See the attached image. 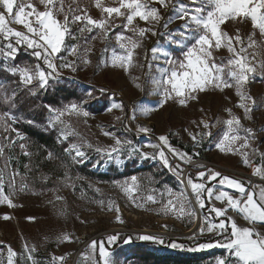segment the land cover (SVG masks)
Returning <instances> with one entry per match:
<instances>
[{"label": "rangeland", "instance_id": "1", "mask_svg": "<svg viewBox=\"0 0 264 264\" xmlns=\"http://www.w3.org/2000/svg\"><path fill=\"white\" fill-rule=\"evenodd\" d=\"M32 2L36 4L39 10H44L39 0H32ZM181 2L187 4L189 0H181ZM103 3L105 6H118L117 0H103ZM69 8L77 10L75 14H82L86 10L87 14L94 19H100L107 15L102 14L101 9L95 7L94 0H64V10L67 12ZM172 14L171 7L167 11L162 10L165 20ZM58 18L62 20L63 15L61 14ZM123 22L122 18L112 20L115 25H122ZM138 23L140 27H149L143 21ZM181 23L182 21L176 20L170 25V28L175 30ZM221 28L231 36H235L236 30L239 29V35L244 46L248 44L249 34L254 31V38L258 42L264 41L259 30L253 29L250 20L241 21L239 18L235 21L227 20L225 24L221 25ZM16 29L24 30L21 25H16ZM157 30L159 33L165 31L163 27H158ZM73 31L79 35L76 32V25H73ZM116 33H123L125 36L135 38L131 31L117 27L114 31L109 32L106 40H102L99 29H94L91 33L85 32L79 41L67 40L69 45L79 44L81 56L84 55L83 50L85 48L92 47L93 51L89 55L92 63L83 65L77 61L79 70L75 73L69 69H60L59 81H50L49 86L45 89H40L35 81L32 85H23L18 74L12 75L5 71L8 66L34 67L40 63L43 67V61H37L32 55V50L27 49L26 46H17L18 51L14 58H5L3 54H0V86H2L0 87V117H4L5 114L16 117V122L7 119L0 120V144L9 145V141L5 140V137H11L15 141L14 145L6 147L5 155L0 157V170L4 171L3 192L16 205L9 207L7 203L0 204V261H3V264H7L8 246L17 253L13 258V264H32L31 261L27 260L28 253L24 250L25 245H28L29 248L35 246L36 251L32 253V256L36 264H53V257H64L63 261H55L54 264H70L67 259L69 255L75 254L77 249L84 244H87L88 248L76 256L74 264H94V261H99V252L97 249L93 253L92 249L89 248L92 240L104 241L106 248L114 254L116 264H141L139 255L145 250L153 251L160 256L171 255V259L177 264H215L217 257L227 254L223 248L187 251L186 248L196 245L190 246V244L179 241L177 243L184 244L185 249L168 247V243L171 242L168 241L169 238L188 240V237L193 235V233L185 234V230L193 224V221L189 222L188 218L178 219L171 213L165 215L159 211L161 204L146 202V197L153 195L160 200V194L165 192L163 200L166 202L170 198L166 194V188H171L174 193L184 191L180 178L164 167L158 156L157 159L153 160L151 158L141 159L138 155L129 157L127 153H122L119 164L115 159L102 158L95 151V148H106L114 145V139L103 134L105 131L114 133L116 137L122 140L131 139L137 148H142L143 151L149 153H154V150L144 147V145L159 143L157 140L159 135H168L169 143L178 151L188 154L199 152V156H194L193 164L189 166V164L173 157L167 148L164 149L173 166L178 163L183 169L189 166L186 177L191 175L194 181H196L198 171L212 168L221 172L222 175L242 181L246 188L254 190L257 195L260 187H264V180L259 174L257 175L259 179H251L245 175L231 173L217 167V165H227L252 175L253 169L256 167H260L264 171V159L261 157V153H264V79L260 77L261 70L257 68L255 79L247 86L248 91L257 101V107L251 113L252 120L245 119L243 109L235 106L239 98L235 95L234 89H224L221 92L210 86L207 91L197 93V99H189L186 107L169 101L148 117L137 112L136 122H131L130 117L133 114L134 106L154 105L159 101L161 97L153 94L155 90L153 80L160 78V69L170 67L164 62L163 56L154 59L150 49L158 47L169 52L174 59L183 60V52L186 51V48H181L172 43L166 35L153 36L148 33L147 38L142 42V47L135 50V66L129 69V73H125L120 68L105 67L101 63L102 57H110L113 50L117 54H122L123 50L120 49L115 39ZM93 36L97 38L93 40ZM6 43L7 41L0 39V46ZM105 47L108 49L107 52H103ZM236 47L239 48L240 45H236ZM248 51L251 52L253 49ZM256 51L262 53L261 56L257 57V60L264 59V48L256 49ZM63 55L68 60L75 59V57L69 56L67 52H64ZM213 55L216 62L220 63L222 59L226 62L231 54L222 47L218 51L213 49ZM56 63L59 64L60 61L57 60ZM134 77L139 79L134 81ZM137 83L141 85L140 88L135 86ZM100 89L105 91L101 92ZM13 91L17 94L14 104L6 102L4 99L5 96L11 97ZM33 91L35 95L32 94ZM89 91L93 92L91 98L87 97ZM39 94L53 97L52 104L47 103L45 105L46 111L39 125L44 131L53 133L57 143L63 145V151L67 156L66 159L62 160L60 166L54 169V171H58L57 175L44 174V178H41L42 171L34 173L27 170L25 174L22 172L24 164L21 157L23 151L26 150H21L19 145L24 143V139L21 140L17 137L16 132L11 131V128H15L23 136V133L19 131V123L22 118L20 112L26 109L24 103L27 98L24 99V97H33ZM82 99L87 100V103L84 104L85 110L90 113L87 118L65 115L61 118L64 121L63 124L55 121L54 126L49 124V120L55 116V113H49L47 106L63 109L69 103L78 102ZM113 100L117 103L122 102L127 108V113L121 112L119 109H113L110 113L107 112V108L110 107ZM38 104L40 103L38 102ZM229 108L232 109L234 115L240 117L243 127H251L256 133V138L250 141L251 147L241 149L240 152L236 153L221 151L216 148V144L223 138V133L227 131V125L223 121L230 119L229 114L225 111ZM117 117L121 119L117 120ZM201 119L207 120L215 127L211 128L212 135L210 137L198 138L201 142L199 147H196L189 136V132L195 134L196 132L208 131L203 129L202 125L198 128L196 124L192 123V121L199 122ZM217 120L220 123H217ZM137 122L150 128L151 131L138 133L135 127ZM126 124L128 128H125ZM5 125L9 126L8 131L5 130ZM66 125H70L71 128L67 130L74 131L75 134L64 139L61 133L65 130ZM240 134L243 135L244 133L241 132ZM82 140L91 143L93 147H83L82 150L86 152L87 159L83 163H74L65 149L70 148L73 143L81 144ZM240 143L242 141L230 144L225 140L223 147L225 149L237 148ZM253 149H258V151L253 152ZM155 151L158 152L159 149ZM245 151L248 153L249 160L247 166L243 163L240 154ZM9 157L11 158L10 166L5 168V162ZM98 161L99 163H97ZM94 164L96 167H93ZM197 164H203L205 169H198ZM77 165H85L96 175L106 176L84 178L77 169ZM65 171L70 177L68 181L62 179ZM14 172H18L19 175L13 177ZM133 176L137 177L138 187H135L134 191L129 194L123 191L121 186L125 181L131 185V177ZM114 181L120 183L114 184ZM211 184H215L217 188L220 187L217 181ZM24 185L26 187H23ZM254 185L260 187L253 188ZM54 189L56 191H53ZM224 190L233 196H239V193L232 189L224 188ZM189 191L191 194L190 189ZM56 196H61L63 199L57 200ZM192 198L195 203L194 197ZM140 204L145 206L141 208L138 206ZM213 204L216 207H223L220 202L213 200L212 204L206 202L207 206L202 211L205 217L217 223L221 218H216L215 213L209 211ZM110 206L111 210H109ZM117 207L123 223L116 221ZM4 215H8L10 219L4 220L2 218ZM228 215L232 216L240 226H253L248 224L242 215H237L232 211H229ZM29 217H33L34 220L27 219ZM163 225H167V229ZM123 233L131 235L137 242H132V239L127 237L122 243H118L119 237ZM65 234L69 236L70 242L63 240ZM113 234H118V239L114 244L109 245L107 236ZM142 235L160 236L164 238L166 243L161 245L152 241L141 240L139 237ZM210 235L205 232L203 236H196L195 239ZM222 239L223 237L216 238V240Z\"/></svg>", "mask_w": 264, "mask_h": 264}, {"label": "snow or ice", "instance_id": "2", "mask_svg": "<svg viewBox=\"0 0 264 264\" xmlns=\"http://www.w3.org/2000/svg\"><path fill=\"white\" fill-rule=\"evenodd\" d=\"M43 5L44 10L39 8L32 2V0H0V39L7 41L6 44L0 46V54L5 58H14L18 51L17 46H26L27 49L32 50V55L37 61H43V67L40 63L32 66H8L5 71L12 75H19L20 82L23 85H32L35 81L40 89H45L49 86L50 81H59L61 77L60 69H69L75 73L79 70L77 61L83 65L92 63L89 55L92 53V47H87L83 50L84 55L81 56V48L78 43L69 45L67 40L79 41L85 32L91 33L94 29L100 30L102 40H106L110 31H114L117 27H123L125 31H131L134 37L125 36L123 33H116L115 39L119 44L122 54H117L114 50L110 57L101 59V63L105 67L120 68L125 73H129V69L135 66L134 55L135 50L142 47V42L147 38V34L151 35H166L169 40L181 48H186L183 52V60L174 59L169 52L163 51L158 47L150 49L154 59L159 56L164 57V62L168 64L169 68L160 69V78L153 80L155 85L154 95H159L161 98L154 105H138L132 109L131 122H136V113L148 117L152 112L158 108H162L166 103L172 101L178 103L182 107L187 106L189 99H197V93L205 92L211 86L219 91L224 89H234L235 95L239 98L237 104L238 108L243 109L244 118L252 120L251 113L257 107L256 99L250 94L247 86L255 79L257 68L260 71L261 79H264V59L257 60L262 53L256 49L264 48V41L258 42L254 36L255 31L248 36V44L244 46L243 40L239 35V29L236 30V35L231 36L229 33L221 28L227 20L235 21L238 18L243 20H250L254 30H259V34L264 38V0H189V3H183L181 0H117L118 6H105L103 0H94L95 7L101 9L102 16L100 19H94L84 10L82 14H75L77 10L69 8L66 12L64 10V0H39ZM59 5V7H58ZM171 7L172 15H169L165 20L162 15V10L167 11ZM63 19H59L60 15ZM115 18H122L124 21L122 25H115L112 20ZM182 21L180 26L175 30L170 28L174 21ZM139 21L145 22L149 27H140ZM163 21V23H161ZM12 24L21 25L22 30H17L11 27ZM73 25H76L77 35L73 31ZM158 27H163L164 33L158 32ZM177 37H179L177 39ZM97 37L93 36L95 40ZM236 45H240L239 48ZM222 47L226 48L231 54L226 62L222 59L220 63L216 62L213 55V49L220 50ZM7 49V51H5ZM249 49L253 51L249 52ZM105 47L103 52H107ZM64 52L69 56L75 57L73 60H68ZM60 63L57 64L56 61ZM134 81L138 77L133 78ZM140 88V84H135ZM2 87V86H0ZM104 92V89H100ZM35 95V92H32ZM16 92L13 91L11 97L5 96L6 102L15 103ZM93 92H87V97L91 98ZM86 99L78 102L69 103L63 109H54L48 107L49 113H55V116L49 120V124L54 126V121L63 124L61 119L65 115L87 118L90 113L85 110L84 104ZM113 109L124 111L125 105L113 100L107 112H112ZM229 114L230 119L224 120L223 123L227 125V131L223 133L222 140L216 144V148L221 151H228L232 153L240 152L241 149L251 147L250 141L256 138L255 130L251 127H243L240 117L232 113V109H225ZM7 119L16 122L15 116L5 114L0 117V120ZM121 119L120 117L116 118ZM86 122V121H85ZM28 123H33L29 120ZM199 128L201 125L203 129L208 131L196 132L193 134L189 132V136L196 147L200 145L199 137H210L212 135L211 128L215 125L210 124L207 120L201 119L199 122L192 121ZM217 123H220L217 120ZM138 133H149L150 128L140 124H135ZM70 125H66L65 130L61 135L67 139L69 135H74V131H69ZM128 128V125H125ZM5 130H9V126L5 125ZM130 130V129H129ZM11 131L16 132L17 137L21 140L25 139L11 128ZM185 131H188L185 129ZM244 134L241 135L240 133ZM105 136L114 139V145L101 148L96 147L95 151L101 155L102 158L109 160L115 159L119 164L121 162V154L127 153L129 157L138 155L141 159H157L159 157L163 166L168 168L181 178V184L185 183L186 189L191 190V197L195 199V205L192 203L188 192L180 191L173 192L171 188H166L168 197L166 202L163 198L165 192H162L161 199L158 200L153 195L146 197V202L152 204H161L160 212L165 215L171 213L178 219L188 218L189 222L200 220L199 235L203 236L205 232L211 234L209 242H201L195 247L186 248L187 251H201L212 248H223L226 250V255L217 257L215 264H264V187L254 185L253 188L260 187L257 193L254 190L246 188L244 183L227 175H222L221 172L212 168H206L203 164H197L198 169H205L196 173V182L188 175L184 177V169L181 164L173 166L164 149L179 161L187 164L193 162L194 156H199V152L188 154L186 152L178 151L169 143L168 135H159L157 140L159 143H150L144 147L151 148L154 153L143 151L142 148H137L131 139H121L116 137L114 133L105 131ZM9 141V145L0 144V157L5 155L6 147L15 144L11 137H5ZM227 140L230 144H235L237 141H242L237 148L223 147L224 141ZM21 150L25 149V144L19 145ZM83 147L92 148L93 145L86 140H82L81 144L73 143L70 148H66L74 163H83L87 159V154ZM159 149V151H155ZM258 149H253L257 152ZM74 152V155H73ZM243 163L249 165L248 153L241 152ZM23 155L30 156L31 153L23 151ZM47 157L53 158V153L48 152ZM264 159V153H261ZM9 157L5 162V168L10 166ZM99 163V161L97 162ZM27 168L28 166L25 165ZM96 167V164L93 165ZM260 175L264 180V171L260 167L253 169V175ZM19 175L18 172L13 173V177ZM65 181L70 180L67 171L62 178ZM4 171L0 170V204L7 203L9 207H15L13 201L8 195L3 192ZM132 184L129 185L127 181L121 186L126 193H132L137 185V177H131ZM217 181L220 186L217 188L211 182ZM114 184L120 182L114 181ZM211 184V186H209ZM23 187H26L24 185ZM224 188L232 189L239 193V196H233ZM53 191H56L55 189ZM99 191V189H97ZM35 194V193H34ZM57 200H62L63 197L56 196ZM213 200L220 202L223 207H216L214 204L209 209L210 212L215 213L216 218H221L217 223L212 222L208 217H199L196 207L199 209L206 208L207 204H212ZM226 202V203H225ZM102 203V202H101ZM143 208L145 205L140 204ZM111 210V206L109 208ZM235 212L237 215H242L243 219L252 227L240 226L236 220L228 215V212ZM116 221L123 223L119 213V208H116ZM4 220L10 219L8 215L2 217ZM34 220L33 217L27 218ZM258 226V227H257ZM167 229V225H163ZM230 229V231H229ZM214 237H223L222 240H216ZM196 234L189 236L188 239L193 240ZM118 239V234L107 236L109 245L114 244ZM141 240L152 241L158 244H165L163 237L155 235H142ZM64 241L70 242L68 235L63 236ZM127 243V241H125ZM168 247L173 249H185V245L171 241ZM89 248L93 253L98 249L99 261H94V264H116L114 254L105 246L104 241L97 242L92 240ZM27 255V260L32 264H36L32 253L36 251L35 246L31 248L28 245L24 246ZM17 255L16 252L8 246V260L7 264H13V258ZM64 257H53V264L55 261H63ZM3 264V261H0Z\"/></svg>", "mask_w": 264, "mask_h": 264}, {"label": "trees", "instance_id": "3", "mask_svg": "<svg viewBox=\"0 0 264 264\" xmlns=\"http://www.w3.org/2000/svg\"><path fill=\"white\" fill-rule=\"evenodd\" d=\"M161 40V37H160ZM24 95V94H23ZM24 105L26 109L20 112L22 118L19 123V131L23 133L25 143V150L30 152V156L23 155L21 158L23 165L22 172L25 174L27 170L32 172H40L41 178H44V174H50V176H55L58 171H54L60 164L62 160L66 159L67 156L63 151V145L57 143V140L51 131H44L39 125L43 114L45 113V105L47 103L52 104L53 97L44 95H36L33 97H24ZM38 102L40 104H38ZM124 112L127 113V108L125 106ZM31 120L33 123H28ZM48 152L53 153V158L49 159L47 157ZM25 165L28 167L26 168ZM77 169L81 172V176L84 178H90L92 176H106V175H96L93 171L88 169L85 165H77ZM53 174V175H52ZM60 176V175H59ZM215 182V181H213ZM212 183V182H211ZM127 237L132 239V242H137L134 237L127 233H123L119 237V242L122 243ZM217 237H214L216 239ZM168 241L184 242L190 244V246H195L201 242H208L209 237L197 238L193 240H179L176 238H169ZM151 243V242H145ZM141 264H177L171 259V255L160 256L153 251L145 250L139 255Z\"/></svg>", "mask_w": 264, "mask_h": 264}, {"label": "built area", "instance_id": "4", "mask_svg": "<svg viewBox=\"0 0 264 264\" xmlns=\"http://www.w3.org/2000/svg\"><path fill=\"white\" fill-rule=\"evenodd\" d=\"M11 27L16 28V24H12ZM196 211H197V214H198L199 217H201V218H202V217H205V214H204V212L202 211V209H199L198 207H196ZM200 223H201L200 220H194V221H193V224H192L191 226H189V227L185 230V234H189V233H193V234H194V233H195L196 236H199V227H200ZM86 248H88V245H87V244L81 245V246L77 249V251L75 252L76 256H77V255L79 256L81 253H83V252L85 251ZM72 255H74V253H71V254L69 255V257L67 258L68 261H69V259L71 258ZM75 259H76V257H75Z\"/></svg>", "mask_w": 264, "mask_h": 264}, {"label": "bare ground", "instance_id": "5", "mask_svg": "<svg viewBox=\"0 0 264 264\" xmlns=\"http://www.w3.org/2000/svg\"><path fill=\"white\" fill-rule=\"evenodd\" d=\"M217 167H218V168H221V169H224V170H226V171H228V172H231V173H236V174H242V175H245V176H247V177H249V178H251V179H259V177H258L257 175H254V176H253L252 174L245 173V172H243V171H241V170H239V169L231 168V167H229V166H227V165H217ZM184 177H186V176H184ZM181 178H183V177H180V181H181ZM185 185H186V179H185V183L182 184V186H183L184 191L186 190V191L188 192V194H190L189 189H186V188H185ZM144 230H145V229H144ZM144 230H141V231H144ZM75 257H76V254H74V255L71 256V259H69L70 264H74Z\"/></svg>", "mask_w": 264, "mask_h": 264}, {"label": "water", "instance_id": "6", "mask_svg": "<svg viewBox=\"0 0 264 264\" xmlns=\"http://www.w3.org/2000/svg\"><path fill=\"white\" fill-rule=\"evenodd\" d=\"M192 164H193V163L189 164V166H191ZM189 166H187V168L184 169V176H186V174H187V170H188V167H189ZM189 196H190V198L192 199V203H193V205H195L194 200H193V198L191 197V194H189Z\"/></svg>", "mask_w": 264, "mask_h": 264}]
</instances>
